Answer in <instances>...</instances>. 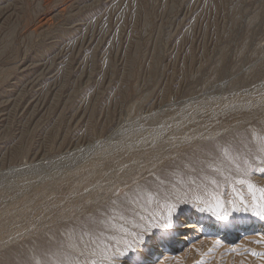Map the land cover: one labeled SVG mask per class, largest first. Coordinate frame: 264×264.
<instances>
[{
	"label": "rangeland",
	"instance_id": "1",
	"mask_svg": "<svg viewBox=\"0 0 264 264\" xmlns=\"http://www.w3.org/2000/svg\"><path fill=\"white\" fill-rule=\"evenodd\" d=\"M254 199L264 0H0V264H139L195 214L242 233L151 264H264Z\"/></svg>",
	"mask_w": 264,
	"mask_h": 264
},
{
	"label": "bare ground",
	"instance_id": "2",
	"mask_svg": "<svg viewBox=\"0 0 264 264\" xmlns=\"http://www.w3.org/2000/svg\"><path fill=\"white\" fill-rule=\"evenodd\" d=\"M192 217V220L191 221H187L185 222L184 225H181L179 226V234H176L175 236H173L172 234V241H170L169 243H167L166 241H160L159 240H153L151 242V248H150V251L149 252H146V255L145 256V259L139 263V264H151L152 261L155 259V250L158 249V251H162L163 252V255L164 257L168 256L167 254V251L166 250H170V249H173L175 248L180 242L184 241V240H188L189 238H191V236L194 234V231L195 233L196 232H201L202 235L203 234H212V233H219V237H223V238H232V234L233 232H241V228L240 229H236V230H233L232 229V233H230V230L229 231H226L223 233H226L225 235L220 232L219 230V227L211 224L209 221H204L200 216L198 215H193L191 216ZM250 226H247L246 228H244L243 230H250L251 228H254V227H258V228H262L263 227V224L261 223H254V222H250ZM263 229V228H262ZM242 233V232H241ZM205 239V238H204ZM207 239V238H206ZM176 243V244H175ZM175 246V247H174ZM157 254V253H156ZM165 259V258H164Z\"/></svg>",
	"mask_w": 264,
	"mask_h": 264
},
{
	"label": "snow or ice",
	"instance_id": "3",
	"mask_svg": "<svg viewBox=\"0 0 264 264\" xmlns=\"http://www.w3.org/2000/svg\"><path fill=\"white\" fill-rule=\"evenodd\" d=\"M254 208L253 213L257 216H259L261 219H264V202H257L255 199L253 201ZM217 207H220V205H217ZM211 211L213 212L214 215H216L219 219H227L226 214H222L220 211H217V208H212ZM170 214V213H169ZM163 227L167 228L170 227V221L168 223H165L162 225Z\"/></svg>",
	"mask_w": 264,
	"mask_h": 264
}]
</instances>
